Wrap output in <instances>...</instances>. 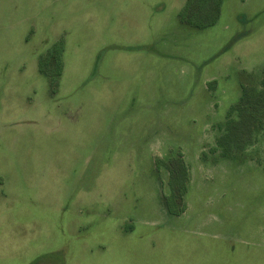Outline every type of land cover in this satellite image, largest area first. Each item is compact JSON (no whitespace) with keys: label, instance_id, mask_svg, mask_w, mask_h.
<instances>
[{"label":"rangeland","instance_id":"rangeland-1","mask_svg":"<svg viewBox=\"0 0 264 264\" xmlns=\"http://www.w3.org/2000/svg\"><path fill=\"white\" fill-rule=\"evenodd\" d=\"M186 1L0 0V264H264V0Z\"/></svg>","mask_w":264,"mask_h":264},{"label":"trees","instance_id":"trees-1","mask_svg":"<svg viewBox=\"0 0 264 264\" xmlns=\"http://www.w3.org/2000/svg\"><path fill=\"white\" fill-rule=\"evenodd\" d=\"M221 3L222 0H187L180 14V19L183 23L195 29L204 30L211 28L215 26L219 19ZM62 49V44L57 43L48 52L50 57L47 59H52L54 63L53 73L55 76L61 73ZM165 168L169 176L170 194L164 198V205L170 215H179L184 211L185 206L182 204L181 208L176 210L175 202L182 196L186 187V170L180 159L168 161L165 164ZM176 188L180 189L178 194L175 193Z\"/></svg>","mask_w":264,"mask_h":264}]
</instances>
